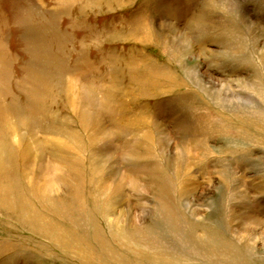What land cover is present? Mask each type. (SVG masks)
Returning a JSON list of instances; mask_svg holds the SVG:
<instances>
[{
  "label": "rangeland",
  "instance_id": "374dc122",
  "mask_svg": "<svg viewBox=\"0 0 264 264\" xmlns=\"http://www.w3.org/2000/svg\"><path fill=\"white\" fill-rule=\"evenodd\" d=\"M0 264H264V0H0Z\"/></svg>",
  "mask_w": 264,
  "mask_h": 264
}]
</instances>
